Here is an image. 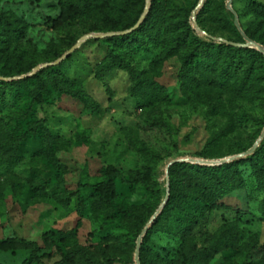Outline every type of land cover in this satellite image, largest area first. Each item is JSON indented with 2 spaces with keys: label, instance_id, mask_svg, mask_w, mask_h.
Wrapping results in <instances>:
<instances>
[{
  "label": "rangeland",
  "instance_id": "rangeland-1",
  "mask_svg": "<svg viewBox=\"0 0 264 264\" xmlns=\"http://www.w3.org/2000/svg\"><path fill=\"white\" fill-rule=\"evenodd\" d=\"M169 1L188 11V24L195 31L191 16L200 0ZM246 1L234 0V8L240 11ZM256 1L264 4V0ZM58 2L37 0L21 5L18 13L30 26L19 42L7 46L0 44V49L10 58L11 64L7 67H13V71L6 68L9 74L0 77L8 80L4 82L17 81L14 79L29 75L38 66L61 60L75 48L56 69L74 89L97 105V111L92 114L79 100L58 95L52 89L44 92L42 105L33 104L29 92L33 81L14 87L9 96L0 101V119L17 136L26 133L30 124L45 121L46 128L61 139V148L55 150V155L64 168V171L58 169L40 154L42 134L39 131L28 135L21 160L13 169L20 186L1 188L0 241L16 236L42 245L46 233L71 231L74 243L93 259L105 264H135L137 239L162 204L167 186H170L169 172L165 170L169 163L181 158L216 162L248 151L264 129V104L239 102V111L251 115L252 121L232 134L221 136L224 121L210 116L206 107L182 96L177 79L180 63L175 57L164 63L160 77L155 79L165 88L168 101L154 108L139 109L130 96L132 81L125 71L111 68L100 75V80L95 77L111 42L104 39L80 42L88 35L116 32H105L107 24L93 15L79 16L54 27L52 21L60 14ZM232 4L233 0L231 8L235 13ZM145 6L146 0L143 11ZM0 61L3 63L2 59ZM136 63L143 69L148 60L137 55ZM33 64H36L34 68ZM149 119L166 122L169 131L150 127L146 123ZM127 129L133 131L136 143L171 157L148 172L137 186L126 187L116 182L114 214L108 219L91 209V187L105 179L104 167L113 166L121 177L128 179L131 173L142 171L145 165L144 159L132 149L125 135ZM237 150L243 152L232 154ZM243 175L247 190L224 200L225 205L241 213L214 210L196 233L198 247L207 245L204 237L221 230L228 231L235 239L236 247L222 249L208 264L263 262L264 214L259 209L262 195L255 190L250 171L243 169ZM77 191L79 198L67 201L69 195ZM183 216L174 210L171 219L151 237L152 244L174 250L177 243L163 230L175 231ZM68 247L69 242L63 249ZM51 253L54 254L51 258L41 260L43 264L60 260L54 251ZM28 256L29 252L22 250L0 251V264H21ZM157 261L154 260L155 264Z\"/></svg>",
  "mask_w": 264,
  "mask_h": 264
},
{
  "label": "trees",
  "instance_id": "trees-1",
  "mask_svg": "<svg viewBox=\"0 0 264 264\" xmlns=\"http://www.w3.org/2000/svg\"><path fill=\"white\" fill-rule=\"evenodd\" d=\"M33 1L37 0H0V44L17 43L25 36L30 25L18 12L21 5H30ZM144 3L145 0H59L60 14L52 22L56 27L79 16L93 15L101 17L107 24L105 32H120L135 26ZM232 5L243 34L264 47V4L247 0L240 11L234 8V0ZM189 17L186 9L176 7L169 0H151L144 22L135 31L104 39L111 45L95 77L100 80V75L111 68L125 71L132 81L129 93L136 107L154 108L168 101L165 88L155 79L160 77L164 63L176 57L180 63L177 79L182 96L206 107L210 116L224 121L221 136L232 134L252 121L251 115L239 111V102L264 104V56L253 49L234 47L212 39L221 38L234 44L245 42L234 25V14L225 8V0H205L196 15L197 26L211 38H200L189 26ZM0 50V60H3V63L0 61V76L3 77L10 72L5 69L13 71V67H7L9 55L4 54V49ZM137 55L147 58L146 68L138 67ZM35 66L33 64L32 68ZM29 81L34 82L29 90L33 104L42 105L44 92L52 89L58 95L79 100L92 114L97 111V105L80 90L74 89L71 82L58 73L56 66L44 68L29 78L13 82L0 80V101H4L14 87L26 85ZM146 123L169 131L168 124L162 120L149 119ZM45 124V121L34 122L26 133L17 136L0 119V194L3 187L20 186L13 169L21 160L29 134L38 131L42 134L40 154L64 171L55 155V150L61 148V139ZM125 132L132 149L144 159L145 165L142 171L131 173L128 179L121 177L113 166L104 167L105 179L91 187V209L108 219L114 214L112 204L116 198V182L126 187L137 186L148 172L171 157L136 143L132 130ZM240 152L243 151L237 150L232 154ZM243 169L250 171L255 190L262 195L259 209L264 214V139L253 155L244 160L214 167L189 163L169 167L168 201L142 239L139 263L155 264L154 260L158 259L156 264H208L222 249L236 247L235 239L225 230L204 237L206 246L198 247L195 236L212 211L224 209L241 213L225 205L224 200L247 190ZM74 198H79V191L70 194L67 201ZM58 199L61 201L60 197ZM174 210L184 214L179 227L175 231H163L177 246L171 250L153 245L151 237L171 219ZM68 242L70 247L63 249ZM18 250L29 252L21 264H43V258L54 255L51 251L60 256L54 264H105L83 253L74 243L71 231L46 233L42 237V245L16 236L0 241L1 252L15 253ZM44 250L50 252L43 253ZM258 264H264V258Z\"/></svg>",
  "mask_w": 264,
  "mask_h": 264
},
{
  "label": "water",
  "instance_id": "water-1",
  "mask_svg": "<svg viewBox=\"0 0 264 264\" xmlns=\"http://www.w3.org/2000/svg\"><path fill=\"white\" fill-rule=\"evenodd\" d=\"M205 0H200L195 11L192 13V20H193V28L195 29V31L201 35H204L208 38H211L210 36H208L204 31H202L196 24V13L202 8L203 4H204ZM149 6H150V0H146V6L145 9L143 11V14L141 15L139 21L136 23V25L134 27H132L129 30L126 31H122V32H116V33H107V34H103V35H88L85 38H83L80 42L86 41L88 39H95V40H101V39H105V38H111V37H115V36H123V35H128L130 33H132L133 31H135L145 20L146 15L149 11ZM226 8L231 11L234 14V25L236 26V28L238 29V31L242 34L243 39L245 41L244 44H234V43H230V42H226L225 40L221 39V38H212L215 42H219V43H226L227 45L230 46H234V47H240V48H248V49H253L258 51L259 53H261L264 56V48L259 45L258 43L248 39L242 32L240 24L238 22L237 16L236 14L232 11L231 8V0H226ZM75 48L71 49L69 51V53L67 55H65L61 60L54 62V63H49V64H44L41 66L36 67L29 75L27 76H23V77H19V78H15L14 80H19V79H23L26 77H31L33 76L35 73L39 72L40 70L47 68V67H51V66H56L57 64H59L63 59H65ZM0 80L3 81H8L7 79L1 78ZM264 139V129L260 135V137L257 139V141L254 143V145L246 152L238 154L236 156L233 157H229L226 159H222L216 162H206V161H199V160H193V159H186V158H181V159H176L173 160L169 163V165L167 166L166 171L168 172L169 167H171L174 164L177 163H189V164H193V165H201V166H221L223 164H227V163H231L233 161L236 160H240V159H245L251 155H253V153L256 151V149L259 147L261 141ZM168 197H169V188L167 186L166 189V196L165 199L163 200L162 204L159 206L158 210L155 212V214L152 216L151 220L149 221V223L147 224V226L144 228V230L142 231L141 235L139 236V238L137 239V245H136V250H135V255H134V262L135 264H140L139 263V249H140V245L142 243V239L144 237V235L146 234L147 230L151 227V225L153 224V222L156 220V218L159 216V214L161 213L164 205L166 204V202L168 201Z\"/></svg>",
  "mask_w": 264,
  "mask_h": 264
},
{
  "label": "bare ground",
  "instance_id": "bare-ground-1",
  "mask_svg": "<svg viewBox=\"0 0 264 264\" xmlns=\"http://www.w3.org/2000/svg\"><path fill=\"white\" fill-rule=\"evenodd\" d=\"M166 170V169H165Z\"/></svg>",
  "mask_w": 264,
  "mask_h": 264
}]
</instances>
